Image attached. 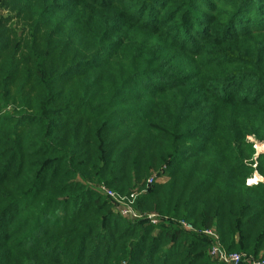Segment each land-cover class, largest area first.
<instances>
[{
    "label": "trees",
    "instance_id": "obj_1",
    "mask_svg": "<svg viewBox=\"0 0 264 264\" xmlns=\"http://www.w3.org/2000/svg\"><path fill=\"white\" fill-rule=\"evenodd\" d=\"M0 10V264H224L208 228L264 260V0Z\"/></svg>",
    "mask_w": 264,
    "mask_h": 264
},
{
    "label": "built area",
    "instance_id": "obj_2",
    "mask_svg": "<svg viewBox=\"0 0 264 264\" xmlns=\"http://www.w3.org/2000/svg\"><path fill=\"white\" fill-rule=\"evenodd\" d=\"M258 151H261L258 148V144L255 145ZM164 176H159L158 173H154L148 180L147 184H152L156 181H161V178ZM263 180V177L259 176L258 173L254 175V177L249 178L247 180L248 184L257 183L258 181ZM100 190L105 193L113 202L115 207V211L120 213L122 216L129 219H139V218H147L152 223L156 224L158 222V214L157 213H146L141 212L136 209L135 201L137 196L141 193L139 189H135L131 192V194H122L120 192L115 191L112 188H109L106 185H101ZM181 224L184 228L189 230H195L194 226L182 220ZM203 234L209 236L212 240V246L210 248V255L220 262L224 264H239L243 259L248 260L251 264H264V260L257 259L253 257H247L246 254L240 252H229L225 248L222 247L219 241L218 232L214 228H208L202 231Z\"/></svg>",
    "mask_w": 264,
    "mask_h": 264
},
{
    "label": "rangeland",
    "instance_id": "obj_3",
    "mask_svg": "<svg viewBox=\"0 0 264 264\" xmlns=\"http://www.w3.org/2000/svg\"><path fill=\"white\" fill-rule=\"evenodd\" d=\"M4 12L6 13L7 10L5 9ZM0 13H1V10H0ZM251 139H253V138H251ZM258 148H259L260 150H264V144H259V143H258ZM155 173H157V172H155ZM102 185H104V184H102ZM247 261H248V260H247ZM248 262H249V261H248ZM249 264H250V262H249Z\"/></svg>",
    "mask_w": 264,
    "mask_h": 264
},
{
    "label": "crops",
    "instance_id": "obj_4",
    "mask_svg": "<svg viewBox=\"0 0 264 264\" xmlns=\"http://www.w3.org/2000/svg\"><path fill=\"white\" fill-rule=\"evenodd\" d=\"M166 180V177H162L161 181L164 182Z\"/></svg>",
    "mask_w": 264,
    "mask_h": 264
}]
</instances>
